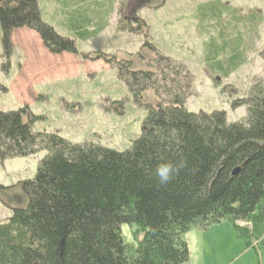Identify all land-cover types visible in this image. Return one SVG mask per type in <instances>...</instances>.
Returning a JSON list of instances; mask_svg holds the SVG:
<instances>
[{
  "label": "trees",
  "instance_id": "1",
  "mask_svg": "<svg viewBox=\"0 0 264 264\" xmlns=\"http://www.w3.org/2000/svg\"><path fill=\"white\" fill-rule=\"evenodd\" d=\"M56 1L55 14L74 37L86 41L100 32L86 31L102 15L85 10L97 0ZM214 11L200 25L218 22ZM22 27L37 32L53 53L74 51L72 40L41 21L37 0H0L4 47ZM156 56L145 71H132V57L119 63L97 56L117 64L120 79L147 110L127 151L36 133L23 110L0 112V161L46 153L34 178L16 185L20 206L0 222V264H188L183 236L191 228L206 231L228 221L247 245L264 235V87L250 89L241 101L246 116L229 124L223 112H188V71ZM146 91L154 93L155 105L145 104ZM165 161L183 167L159 185L154 170ZM13 188L0 186V194ZM121 225L135 227L134 244L122 241Z\"/></svg>",
  "mask_w": 264,
  "mask_h": 264
},
{
  "label": "rangeland",
  "instance_id": "2",
  "mask_svg": "<svg viewBox=\"0 0 264 264\" xmlns=\"http://www.w3.org/2000/svg\"><path fill=\"white\" fill-rule=\"evenodd\" d=\"M97 1L98 6L85 10L102 15L86 31L100 32L82 41L55 14L56 0H37L41 21L72 40L73 53L51 52L26 27L13 30L4 47L0 30V112L23 110L24 121L32 122L36 133L127 151L141 133L147 110L135 102L117 64L97 56H113L119 63L132 57V71H145L158 54L188 71V112H223L229 124L246 116L241 101L254 85L264 87V0ZM214 10L220 20L206 19L200 25L201 17ZM230 65L234 68L226 74ZM145 96V104H156L152 91ZM45 156L39 152L0 161V186L14 187L0 194V222L10 217V207L20 206L16 185L33 179ZM237 225L252 229L251 224ZM134 229L120 226L125 244H134ZM183 239L188 264H264V235L251 237L247 245L228 221L204 232L191 228Z\"/></svg>",
  "mask_w": 264,
  "mask_h": 264
},
{
  "label": "clouds",
  "instance_id": "3",
  "mask_svg": "<svg viewBox=\"0 0 264 264\" xmlns=\"http://www.w3.org/2000/svg\"><path fill=\"white\" fill-rule=\"evenodd\" d=\"M181 167H183V162H181L180 164H176L171 161L158 163L154 170V175L157 179L158 184L166 185L171 182L178 174Z\"/></svg>",
  "mask_w": 264,
  "mask_h": 264
},
{
  "label": "water",
  "instance_id": "4",
  "mask_svg": "<svg viewBox=\"0 0 264 264\" xmlns=\"http://www.w3.org/2000/svg\"><path fill=\"white\" fill-rule=\"evenodd\" d=\"M237 173V170L234 172V174H236Z\"/></svg>",
  "mask_w": 264,
  "mask_h": 264
},
{
  "label": "crops",
  "instance_id": "5",
  "mask_svg": "<svg viewBox=\"0 0 264 264\" xmlns=\"http://www.w3.org/2000/svg\"><path fill=\"white\" fill-rule=\"evenodd\" d=\"M199 230V229H198ZM207 231V230H206ZM204 232V231H203Z\"/></svg>",
  "mask_w": 264,
  "mask_h": 264
}]
</instances>
